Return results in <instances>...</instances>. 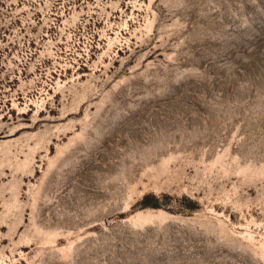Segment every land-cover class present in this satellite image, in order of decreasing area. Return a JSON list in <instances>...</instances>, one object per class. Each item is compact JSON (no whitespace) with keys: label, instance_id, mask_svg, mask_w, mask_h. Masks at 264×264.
Here are the masks:
<instances>
[{"label":"rangeland","instance_id":"1","mask_svg":"<svg viewBox=\"0 0 264 264\" xmlns=\"http://www.w3.org/2000/svg\"><path fill=\"white\" fill-rule=\"evenodd\" d=\"M0 264H264V0H0Z\"/></svg>","mask_w":264,"mask_h":264}]
</instances>
